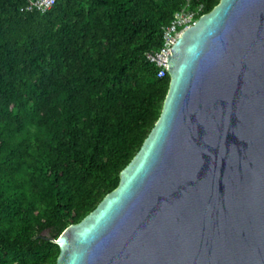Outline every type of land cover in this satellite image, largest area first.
<instances>
[{
    "label": "trees",
    "instance_id": "obj_1",
    "mask_svg": "<svg viewBox=\"0 0 264 264\" xmlns=\"http://www.w3.org/2000/svg\"><path fill=\"white\" fill-rule=\"evenodd\" d=\"M219 1L0 0V264L56 263L160 116L170 76L145 53L174 12Z\"/></svg>",
    "mask_w": 264,
    "mask_h": 264
},
{
    "label": "water",
    "instance_id": "obj_2",
    "mask_svg": "<svg viewBox=\"0 0 264 264\" xmlns=\"http://www.w3.org/2000/svg\"><path fill=\"white\" fill-rule=\"evenodd\" d=\"M166 63L159 118L55 264H264V0H220Z\"/></svg>",
    "mask_w": 264,
    "mask_h": 264
},
{
    "label": "built area",
    "instance_id": "obj_3",
    "mask_svg": "<svg viewBox=\"0 0 264 264\" xmlns=\"http://www.w3.org/2000/svg\"><path fill=\"white\" fill-rule=\"evenodd\" d=\"M54 1L55 0H28L25 8L28 10L35 8L44 11L48 9ZM200 9L201 7L195 10L186 8L175 12L170 23L163 28L162 44L159 49L146 53V58L158 67V77H163L167 74L168 64L166 63V57L172 45L176 42L182 30L194 23Z\"/></svg>",
    "mask_w": 264,
    "mask_h": 264
},
{
    "label": "clouds",
    "instance_id": "obj_4",
    "mask_svg": "<svg viewBox=\"0 0 264 264\" xmlns=\"http://www.w3.org/2000/svg\"><path fill=\"white\" fill-rule=\"evenodd\" d=\"M55 2H56V0L54 1V3H55ZM27 3H28V0H27ZM27 3H26L25 6H24V10H28V9L25 8L26 5H27ZM54 3H53L48 9H46V10H44V11H41V10H39V11H40L41 13L48 11V10L54 5ZM198 7H201V8H202L201 5H199ZM198 7L194 8V9H192V10H195V9H197ZM186 8H188V7H183L182 9H186ZM188 9H191V8H188ZM180 10H181V9H180ZM178 11H179V10H178ZM176 12H177V11H176ZM200 12H201V9H200V11L198 12V14H197V16H196L195 21H196L200 16H202L203 14H205V13H202V14H201ZM174 13H175V12H174ZM173 15H174V14H173ZM172 18H173V17H172ZM171 20H172V19H171ZM195 21H194V23H195ZM169 23H170V22H169ZM169 23H168V24H169ZM194 23H193V24H194ZM168 24H167V25H168ZM193 24H191V25H193ZM167 25H166V26H167ZM191 25H190V26H191ZM190 26H189V27H190ZM164 27H165V26H164ZM164 27H162V31H163V28H164ZM187 28H188V27H187ZM185 29H186V28H185ZM185 29H183L182 32H183ZM182 32H181V33H182ZM181 33H180V35H181ZM180 35H179V36H180ZM179 36H178V37H179ZM161 39H162V36H161ZM177 39H178V38H177ZM177 39H176V41H177ZM161 44H162V42H161ZM160 46H161V45H160ZM160 46H159V47H160ZM158 49H159V48H158ZM156 50H157V49H156ZM153 51H154V50H153ZM147 52H149V51H147ZM147 52H146V53H147ZM146 53H145V57H146ZM146 59H147V58H146ZM147 60H148V59H147ZM148 61H149V60H148ZM149 62H150V61H149ZM167 74H168V71H167ZM168 75H169V74H168Z\"/></svg>",
    "mask_w": 264,
    "mask_h": 264
}]
</instances>
